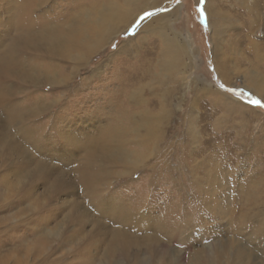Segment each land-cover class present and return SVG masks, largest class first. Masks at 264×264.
Segmentation results:
<instances>
[{"label": "rangeland", "instance_id": "1", "mask_svg": "<svg viewBox=\"0 0 264 264\" xmlns=\"http://www.w3.org/2000/svg\"><path fill=\"white\" fill-rule=\"evenodd\" d=\"M22 1L0 0L1 53L30 18L9 17ZM238 1L222 0L228 20L217 48L200 0H158L144 11L136 0L132 19L123 23L119 15L121 28L95 51L94 41L85 40L84 53L79 45L56 55L21 50L22 66L55 79L13 85L16 98L3 103L9 111L43 109L22 126L13 121L0 130V209L7 208L0 211V234L14 220L19 228L0 247V264H264V108L249 103V94L264 99L247 82L264 77V60L256 58L264 52V0ZM119 2L41 0L32 12L39 20L34 31L54 24L69 40L100 38V18ZM177 7L164 31L189 56L167 73L159 64L157 21L145 25ZM145 11L155 14L140 20ZM5 117L0 110V121ZM105 137L121 140L130 156L96 162V196L76 192V166L87 150L79 145ZM61 172L63 193L51 184ZM41 205L51 206V214L29 224ZM122 205L132 206L141 230L115 222ZM119 229L131 242L114 249L111 232Z\"/></svg>", "mask_w": 264, "mask_h": 264}, {"label": "bare ground", "instance_id": "2", "mask_svg": "<svg viewBox=\"0 0 264 264\" xmlns=\"http://www.w3.org/2000/svg\"><path fill=\"white\" fill-rule=\"evenodd\" d=\"M11 1L13 3H16L15 2L16 0H11ZM135 1L136 0H121V2L116 3V5L114 7H112L107 12H105L102 15V17L100 18V21L97 25L98 31L103 32V33L101 34V37L97 38V39L82 38L83 40H80V39L72 40L73 39L72 38L71 40H69L65 36V34L63 33V29H61L59 26H56L54 24L49 26V28L39 30V32L34 31L36 29L35 26L39 23V20L32 18V12L34 11V6H36L37 3L41 2V0H23L21 5L18 6V8L20 7V9H18V13L14 10V8L12 9L13 11L10 10L9 11V17L10 18H12V17L15 18L17 16L18 17L20 16V18L21 17L23 18L25 16H29L30 18L26 21V23L24 22L25 24L23 26L21 25L20 29H18L19 30L18 36L13 37L15 41H11V43L8 44V47L6 48V51L4 53H1V45H0V110L3 111L5 116H6L5 122L0 121V130L5 129L6 127L9 128L11 125H13V124H11L13 121L15 123H19V125L21 123L20 126H22V125H24V122H26V120H28L27 117L31 116L32 114L36 115L38 112H41L43 109V105H41V106L34 105L33 106L34 109L16 108V109H13L10 111H9V109L7 110V108L5 107V104H3V103L9 97L10 94H12L14 96V94H15L14 89L16 88L15 87L13 89L14 86H19L22 84V82L28 83L27 85H29L31 83H34L33 85H36V84L43 82L42 78L43 79H50V80L55 79L54 76H52L50 74H45V73L39 74V75L36 74V68L33 69L34 66H31L29 64H27L26 66L25 65L22 66V60H23V58H26V53H22L21 50L26 48L29 50H33L35 52L36 51L41 52V54H48L49 53V54H55L56 55V53L61 54V52L66 51V49L71 48V50H76L78 45L82 49L83 45L81 46V43L85 40V42H89V41L93 42L94 41L93 44L91 45V48L94 47L93 48L94 50L93 49L92 50L95 51L97 48L102 46V44L105 43V41L113 33H115L117 30H119V28H121L122 24L119 25V22H120V19L118 18L119 15H120V17L123 16V21H122L123 23H127L128 21H130L132 19L134 12L132 11V9L130 7L133 6ZM157 1L153 0L151 2H148L147 0H143V11L147 8L155 7L158 4ZM221 5H222V0H205L204 6H203L204 12L206 15V19H207V23H208V27H209L210 33H211V42H212L213 48H215V47L217 48V46L220 45L219 43H222V41H224L223 36L226 35L225 32H226V28H227L226 23L228 20V15L225 11H223L221 9ZM9 6H10V3L6 4L5 7L7 8ZM178 8L179 7L175 8V9H173V11L169 12L171 14L160 13L158 15H155L154 17L148 19L146 21L147 25H145L148 28L150 27L149 29H151V28H153L151 24L153 22L157 21L156 28H158L160 31V38H161V42H162V47L160 48V51H159V54H160L159 64L164 69V71H167V73L168 72L169 73H176L179 66L183 65L182 64L183 63L182 62L183 54H186V56H189L188 48L185 46V44L179 43L175 36L171 35L172 37H170V35L168 36L164 31V27H167V23L170 21V17L173 15L174 16L176 15ZM127 9H129V11H127ZM25 20H26V18H25ZM75 34H76V31L73 30L72 35H75ZM77 34H78V32H77ZM251 46H254V45L252 44ZM19 47H22V48L20 49ZM82 53H84L83 49H82ZM256 58L258 59V61L264 60V52H261V54H258L256 56ZM214 60H215V64H216L215 69H217V71H219L221 69V65L217 61L218 57H217L216 52L214 53ZM12 77H18L19 79L22 78L24 80H19V82H17L15 79H12ZM249 81H252V82L249 83ZM247 82H248V85L254 84V86L252 85L253 92L256 94H259L260 97L264 99V77L261 78L259 76L257 77V75H252L247 79ZM52 83H56V81H52L51 83L48 82L47 84H52ZM8 88H11L12 91L11 92L8 91L9 90ZM15 98H16V94H15ZM44 105H45V103H44ZM31 126H33V125H31ZM23 128H25V127H23ZM27 128L29 131L30 130L29 127H27ZM32 128H34V127H32ZM21 131H22V129H20V132ZM23 132H25V130ZM34 138H35V136H34ZM96 140L91 145H84V144L79 145L80 148H81V146H84V148H87V150H85L86 151L85 161L83 163H80L79 167L76 166V168H78L77 173H76V177H77L76 183H79V184H76L74 182L75 183L74 185L75 186L80 185L78 188H76V192L78 189H83V190L89 189L91 192L96 193V189H97L96 175L98 173L97 170H99V168L96 169L98 167L96 165V162H99V165H100L103 161L104 162L109 161L108 159H113V160L114 159H121L124 161V159H126L130 156V153L126 154V152H124L125 148L123 146V142H121V140H118L117 137H114L113 139H111V137H110V139L105 137V140L102 142L101 141L98 142V140L97 141ZM84 142H86V141H84ZM65 145H68V144H65ZM18 149H20L19 145H18L17 150ZM74 150H75V148H74ZM64 158L65 157L63 156V159ZM34 164L36 166L34 168L35 170H33L32 172L37 173L38 172L37 167L39 166V164H37V163H34ZM36 169H37V172H35ZM63 172L60 173V176L59 175L56 176V178H54L53 182L51 183L52 186H54L53 189H55V188L58 189L59 193L63 191L64 185H67V184H64V179H63L66 172L65 173H63ZM27 175L29 176V173ZM65 183H67V182H65ZM52 186H51V188H52ZM68 186H69V184H68ZM65 188H66V186H65ZM64 190H66V189H64ZM54 191H56V190H54ZM67 192H68V190H67ZM96 195H97V193L95 194V196ZM99 205L103 206L102 203ZM126 206H129V205H126ZM124 207H125V205L122 207L123 208L122 211L120 210V212L118 214H117V212H116V214L114 213L116 215L114 218L115 222L118 224H127L129 222H133L134 223L133 225L135 226L136 230H138V229L141 230L143 228V223L141 222L140 219L136 218V213L134 212V209L130 208L132 206H129L126 208H124ZM77 208H78L77 205L72 206L73 210H76ZM131 210H133V211H131ZM121 231L119 229V230H115V231L112 230V232H111V240H112L111 247L112 248L114 247V249L118 245L123 244V246H124V245H127L126 244L127 242H131L129 239L126 238L127 236L126 237L124 236V233H121ZM237 253L240 256V258L243 257V255L244 256L246 255L243 251H239V250H237Z\"/></svg>", "mask_w": 264, "mask_h": 264}, {"label": "snow or ice", "instance_id": "3", "mask_svg": "<svg viewBox=\"0 0 264 264\" xmlns=\"http://www.w3.org/2000/svg\"><path fill=\"white\" fill-rule=\"evenodd\" d=\"M180 0H177V3H179ZM201 5L204 3V0H200ZM157 11H167V9H158ZM200 12H201V19H204V9L203 7L200 8ZM155 13L150 12V11H145L143 13V15L140 17V20H143L147 17H151L153 16ZM113 47H115V45H113ZM221 88H224L225 91L232 93L235 90L233 88H225V85L221 84L220 85ZM237 95H239V93H236ZM249 103L254 104L260 108H264V103L261 102L260 99H257L254 96H251V94H249ZM28 197V193H24L22 194V196L19 199V202L23 203L25 199H27ZM51 206L45 207L43 205L39 206L38 208H34L33 212L35 213V220L29 221V224H42L44 221L47 220L48 216L51 214ZM0 211H7V208H2L0 209ZM9 223V227L6 228L5 233L4 234H0V247H3L5 242H6V237L11 236L14 232L19 231V228L16 227H12L11 225L16 224L17 221H11L8 222Z\"/></svg>", "mask_w": 264, "mask_h": 264}]
</instances>
